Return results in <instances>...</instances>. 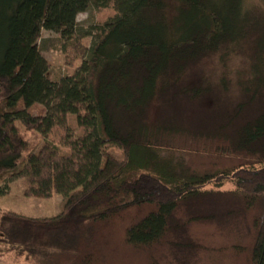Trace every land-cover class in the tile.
Masks as SVG:
<instances>
[{"label":"trees","instance_id":"1","mask_svg":"<svg viewBox=\"0 0 264 264\" xmlns=\"http://www.w3.org/2000/svg\"><path fill=\"white\" fill-rule=\"evenodd\" d=\"M90 6L103 17L87 47L76 17ZM42 30L79 63L57 81ZM214 55L248 70L238 102L206 110L218 94L189 74ZM263 101L264 0H0V198L20 178L25 197L61 198L50 217L0 209L10 262L158 264L156 250L192 253L189 227L213 224L242 226L230 250L264 264Z\"/></svg>","mask_w":264,"mask_h":264},{"label":"rangeland","instance_id":"2","mask_svg":"<svg viewBox=\"0 0 264 264\" xmlns=\"http://www.w3.org/2000/svg\"><path fill=\"white\" fill-rule=\"evenodd\" d=\"M250 5L259 4V0H248ZM103 17L98 13V10L90 6L85 12L80 13L76 17V31L79 33L89 34L83 39V44L87 47L93 42V28L100 22L99 19ZM63 40L58 33L42 30L40 38L37 42L40 54L49 63L48 77L52 81L67 76L76 68L78 61L73 62L71 66H67L64 55L62 53ZM247 62L243 57L234 56L229 59L226 68L223 69L217 56H210L201 61L200 64L193 67L189 76L191 79L202 77L213 88L218 95L207 99L204 103V108L210 110L214 107L216 101L221 103H234L239 100V90L236 86L237 72L243 73L248 70ZM226 76L227 88L222 90L220 80ZM264 102V101H263ZM261 104V102H260ZM185 111V110H184ZM42 112L41 106H35L31 113L32 115ZM187 118L192 121L194 115H189L186 112ZM17 126L23 130L24 125L22 122H16ZM29 138V137H28ZM29 186L28 178H20L14 183L10 184L9 191L6 195L0 198V209L11 210L27 217H50L59 213V204L61 198L53 196L50 199H41L33 197H25L24 191ZM211 188V187H209ZM213 188V187H212ZM231 183L225 184L220 190L222 192L232 190ZM213 190H215L213 188ZM242 226L234 227L218 226L213 224L206 225H192L189 227V238L200 245L193 249L192 253L180 254L175 250L167 247L159 248L155 251V260L158 264H247L244 254H235L231 251L234 244H242L241 238L245 236V231L240 233L239 229ZM243 229V228H242ZM235 230L236 233L234 232ZM12 264L10 257L3 250V245L0 239V264ZM137 264H149V262H138Z\"/></svg>","mask_w":264,"mask_h":264}]
</instances>
